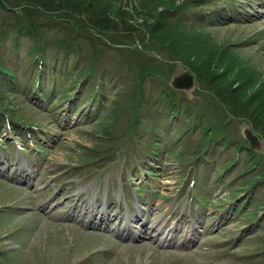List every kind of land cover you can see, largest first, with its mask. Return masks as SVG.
I'll return each mask as SVG.
<instances>
[{"label":"rangeland","instance_id":"1","mask_svg":"<svg viewBox=\"0 0 264 264\" xmlns=\"http://www.w3.org/2000/svg\"><path fill=\"white\" fill-rule=\"evenodd\" d=\"M109 1V15L116 18L121 10L138 31L126 40L87 29L81 38L88 23L82 19L70 59L79 56L80 64L93 68L78 97L61 103L56 101L64 94L50 100L26 94L24 101L17 97L7 105L31 127L0 125V264H264V244L249 237L251 225L245 223L252 217L238 210L249 194L241 188L256 171L232 180L250 165L245 147L236 167L232 162L233 148L248 147L243 129L249 126L261 141L258 149L249 148L259 165L262 134L244 116L243 103H225L176 57L137 38L163 6L179 3L174 19L207 29L186 35L162 31L165 41L189 47L199 70L214 71L245 93L258 90L252 103L264 111V0ZM217 7L223 16H213ZM5 8L0 6V26L20 15L19 8ZM37 19L45 26L43 54L53 58L63 34L49 18ZM30 44L22 37L17 50L2 32V63L15 69ZM26 64L27 59L22 68ZM137 66L161 69V83L177 91L181 109L189 113L181 123L165 118L169 101L149 78L140 103L134 100ZM182 71L193 77L189 89L171 85ZM65 83H59L62 90ZM211 85L223 91L221 84ZM94 86L101 94L92 106L86 97ZM73 105L82 106L76 111ZM186 123L195 127L178 137ZM227 140L228 151L220 152ZM251 195L245 208L264 214V187L255 186ZM159 231L167 241L157 239Z\"/></svg>","mask_w":264,"mask_h":264},{"label":"trees","instance_id":"2","mask_svg":"<svg viewBox=\"0 0 264 264\" xmlns=\"http://www.w3.org/2000/svg\"><path fill=\"white\" fill-rule=\"evenodd\" d=\"M110 2L111 1L109 0H0V6L2 8L6 9L5 6H10L13 10L19 8L20 15H22V17H19L20 15H16L13 21L9 19L11 22L10 24H3L2 22L0 26V34L5 32L6 35H10L11 41L17 50L21 48L20 40L22 37H29L32 41V44L28 45L26 48L25 56L23 58H17L15 69L3 64L0 54L1 127H5L6 125L10 127V125H12V129H22L21 126H30L29 122H26L24 115L16 112L15 108H9V106H7L17 97L23 100L25 99L26 94L29 96L36 94V97L41 100H50L58 99L60 98L59 95L64 94V96L56 101L61 103H63L62 101L64 100H71L72 98L78 97L77 95L80 91H82L83 85L87 83V76L91 74L89 69L93 68L92 64L90 66L80 64L79 56L76 57V59H70L72 54L71 41H75L77 39L75 31L78 30L77 26L80 27V25H82L83 20H88V23L87 28L79 31L78 33V37L81 38H83L85 30L87 29H91L102 35H115L120 39L125 38L127 40L135 37L138 28L131 22L125 20V15L121 10L117 12L116 18L109 15L108 11L111 9L109 7ZM105 4L107 5V8L104 6ZM178 7H180L179 3L176 5L173 4L170 7L163 6L162 9L159 10L153 17L152 22L147 21L146 23L148 25L143 26L146 29L147 34L146 32L141 33L137 38H139L140 41L142 40V43L145 41L144 44L146 47H149V44L157 48V50L161 48L168 52L171 54L170 57L172 58L176 57L186 67H188L191 72H193L197 79L201 80L203 83L206 82L208 84L207 86H209V90H212L215 96L220 97L225 103H243V107L248 111V113L244 114V116L249 119L251 126L258 129L264 138V111L260 108L259 104L255 106V103H252L258 99V90L245 93L241 88L236 89V87L233 86L232 80H221L214 71L200 69V72L198 64H194L195 57L189 47L183 46V48L175 46L174 44H171L170 46L168 43L169 40L165 41L164 38L169 37H164L162 35V31L166 32L171 30L177 34L186 35L187 33H202L205 32V29H207V25L200 24L199 27L195 24V21H193V23H189L188 20L180 22L174 19L172 17L173 13ZM216 15L217 14L215 13L213 16ZM40 16L49 18L50 22L55 24L59 31L63 34V36L61 35L62 37L57 40V49L54 52L55 56L50 59L46 58L43 54L45 51V45L43 44L44 40L42 38V34L44 33L45 26L37 22V17ZM129 18L130 17L128 16L127 19L129 20ZM95 26H103V28L97 31ZM145 36H147L146 39L144 38ZM192 57L194 58L192 59ZM26 59L27 64L24 68H22ZM126 65L131 67L129 63H126ZM161 72V69L153 70L152 68H148L146 66H137L133 69L131 85L133 84V87L135 86L133 93V95H135L134 100H137L140 103L139 100L143 82L149 78L150 80L157 82L156 85L159 86V90L169 101V105L167 104L166 107L167 113L164 114L166 116L165 118H167L170 122L181 123V116L188 112L181 109L180 99L182 98L175 95V92L177 91L172 90L168 83L166 85L161 83ZM204 73L206 76H201ZM61 80L66 82L63 90V86L59 85ZM214 83H216L217 86H219V84L224 86L223 91H218L215 86L211 85ZM238 92L242 93L241 99L238 96ZM100 94L101 93L98 92L97 86H94L92 91L88 92L86 97L87 102H92V104L95 105L93 100L99 99ZM249 105L251 108L248 107ZM77 106L78 105H73L72 109L77 111ZM79 106L81 107L82 105ZM194 127L195 125L192 123H186L181 126L182 130H179L180 133L178 137H181L183 133ZM220 127L221 124L217 123L215 132H217ZM209 133L211 134L209 128L204 129V135L208 136ZM230 140L225 142L226 147L221 148L220 152L228 151L229 147H227V145L232 143ZM233 144H235V142ZM146 145H148V140ZM241 147H245V153L248 154V161L250 162V165L247 168L243 167L232 180L242 176L246 172L256 171V173L251 175V179L248 180V183L241 188V190L244 189L245 191H249V194L244 198V200H240L241 203L238 206V210L246 209V216L252 217L251 221L245 222L246 226L251 225L250 228H247V230L250 229V232L252 231V236L249 237L259 239V244H264V214L257 216L256 214H251L249 212L250 208H245V204L247 205L252 203L251 194L253 188L257 185H262V187H264V163L259 165V159L254 158V152L250 151L247 146L240 145L232 150V162H234L233 167H236L237 165L240 154L239 150ZM228 186L230 187L231 185ZM233 198H235V201H239L238 196ZM258 202L261 203L262 201L258 200ZM262 204L264 207V202ZM233 237H235V234H233Z\"/></svg>","mask_w":264,"mask_h":264},{"label":"water","instance_id":"3","mask_svg":"<svg viewBox=\"0 0 264 264\" xmlns=\"http://www.w3.org/2000/svg\"><path fill=\"white\" fill-rule=\"evenodd\" d=\"M171 85L176 89H189L193 85V77L188 71H182L173 78ZM243 135L250 149H258L261 141L249 127L244 128Z\"/></svg>","mask_w":264,"mask_h":264},{"label":"bare ground","instance_id":"4","mask_svg":"<svg viewBox=\"0 0 264 264\" xmlns=\"http://www.w3.org/2000/svg\"><path fill=\"white\" fill-rule=\"evenodd\" d=\"M138 219H140L139 218V216H138ZM148 222L147 221H142V225H144L145 226V224H147ZM148 225H146V227H147ZM124 231V230H123ZM136 233H139V232H136ZM162 233V231H159L157 234H161ZM168 235L166 236L165 235V233H162V235L160 236V237H158L157 239H159L160 241H167L168 240Z\"/></svg>","mask_w":264,"mask_h":264}]
</instances>
